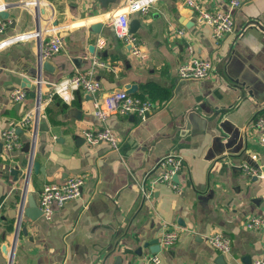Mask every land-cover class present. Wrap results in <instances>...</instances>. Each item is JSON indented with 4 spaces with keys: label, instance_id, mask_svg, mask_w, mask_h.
<instances>
[{
    "label": "crops",
    "instance_id": "obj_1",
    "mask_svg": "<svg viewBox=\"0 0 264 264\" xmlns=\"http://www.w3.org/2000/svg\"><path fill=\"white\" fill-rule=\"evenodd\" d=\"M22 1L0 0L9 14L0 41L61 27L64 47L47 61L53 72L41 70L38 39L0 50V264H146L154 256L160 264H252L259 258L264 232L248 229L246 222L253 216L264 219V173L255 168L264 167V143L253 123L264 115V0H241L234 17L239 34L220 45L182 0H160L148 14L131 17L130 22H139L134 32L142 44L139 57L110 24L127 0H40L30 8ZM198 1L211 11H227L230 3ZM98 24L102 29L95 34L92 27ZM188 47L212 60L210 80L180 79ZM93 57L108 65L95 70L99 97L129 93L131 85L130 95L156 106L146 121L134 115L108 120L120 140L117 152L105 142L88 146L82 137L83 131L103 127L93 114L94 97L83 90L70 102L55 96L33 119L31 131L20 128L39 90L17 103L10 93L20 86L12 77L38 71L46 95L51 83L87 72ZM12 127L22 130L21 148L8 152L2 134ZM169 154L184 160L177 175L183 193L159 184L145 198L141 186L151 188L153 168ZM31 162L41 168L27 177ZM15 166L24 173L17 181L9 172ZM77 175L87 178L81 197L56 208L53 220L46 221L39 207L44 185ZM24 188V209H29L28 196L39 209L30 211L31 216L36 212L35 221L23 216L20 228L29 233L14 242ZM165 224L180 234L170 248L158 245ZM214 232L231 240L230 255L206 242Z\"/></svg>",
    "mask_w": 264,
    "mask_h": 264
},
{
    "label": "built area",
    "instance_id": "obj_2",
    "mask_svg": "<svg viewBox=\"0 0 264 264\" xmlns=\"http://www.w3.org/2000/svg\"><path fill=\"white\" fill-rule=\"evenodd\" d=\"M160 0H127L120 5V8L110 20L118 39L124 41L131 48L134 56L142 55V44L139 38L131 31V17L135 14H148L152 7ZM183 4L190 8L194 14L195 20L203 26L212 30L213 39L216 45L229 37L239 34L236 30L235 13L241 7V0H230L227 11H211L205 8L198 0H182ZM40 0H23L21 5L25 8L36 7ZM6 6L0 8V13L4 12ZM8 27L6 20L0 18V36H2ZM64 30L61 27H53L48 29L39 28L34 31L18 34L0 41V50L7 48L21 41L38 39L41 42L40 61L46 62L58 55L64 47ZM51 38L45 40L46 36ZM101 45V44H100ZM189 55L181 63L178 75L181 80H210L214 76L215 68L212 60L196 56L192 52V48L187 49ZM98 67H108L104 62L99 61L96 57L92 58V66L87 72H77L64 78L59 82L51 83V90L48 94L39 91L36 97V103L27 113V115L18 122L20 128L32 130L31 123L39 118L44 108L53 101L55 96H59L66 102L73 99L74 92L83 90L85 93L94 97L93 114L103 125L102 129L94 131H83L82 137L88 146H97L105 142L110 145L113 152H117L120 147V140L117 133L107 125L108 120L112 116H137L141 121H146L155 111V104L149 99L130 95L125 90L113 91L105 97H99L101 91V83L95 78V70ZM42 84V80L37 82ZM28 92L20 87L15 88L10 93V98L22 103L28 98ZM264 114V113H263ZM254 129L262 133L261 141L264 143V115H259L254 120ZM17 128L12 127L2 134L4 149L8 152L21 148ZM36 127L33 129L35 136ZM33 136V137H34ZM184 160L178 154H169L163 157L153 168V179L151 188L141 186L142 194L145 198H151L153 190L159 184L169 186L175 193L181 195L183 186L175 180V177L183 169ZM149 176V175H148ZM85 175H77L69 177L63 183H48L42 188L39 195V207L42 216L46 221H52L55 209L62 208L66 202L81 197L82 188L86 181ZM246 227L251 230L264 232V219L253 216L246 222ZM164 234L159 240L160 247H173L180 234L178 230L173 229L170 225H164ZM206 242L222 256L230 255L232 251L231 240L220 232H214L205 238ZM161 259L154 256L149 259L146 264H160ZM252 264H264L263 254L257 258Z\"/></svg>",
    "mask_w": 264,
    "mask_h": 264
},
{
    "label": "water",
    "instance_id": "obj_3",
    "mask_svg": "<svg viewBox=\"0 0 264 264\" xmlns=\"http://www.w3.org/2000/svg\"><path fill=\"white\" fill-rule=\"evenodd\" d=\"M0 17L2 19L6 20V19L9 18V14L6 13V12L5 13L4 12H1L0 13ZM138 27H139V22L137 20H133L131 22V31L133 33L136 32V30H137ZM101 29H102V24H98V25H95V26L92 27V30H93V32L95 34H98ZM40 65H41V70H46V71H49V72H53L52 68L50 67L49 62H47V61L46 62L40 61ZM14 77H16V76H14ZM14 77L11 78V81L14 84L20 86L22 89L26 90L28 93H31V96H33V97H35V94H36L37 90L40 91L41 88H42L41 84L37 83V82L41 81L40 80L41 76L38 74V71L35 72V74H34V72L33 73H29L28 77H21V78L18 77V76H17V78H14ZM133 87L134 86L127 85L126 86V89H128V90L130 89L129 90V93H131L135 89ZM20 132H22V130H18L17 131V133H19V134H20ZM0 145L2 147V144H0ZM26 146H27V149L26 150H30V148H29L30 147V144H27ZM40 168L41 167H40V164L39 163H37V162H31L30 165H29V167L27 168V172H26L27 174H26V176L29 175L33 169L35 170V172H38L40 170ZM255 168L257 170H259V171H261V172L264 173V167L261 168V170H260V168L258 166H256ZM9 172H10L11 175L14 176V181H17L18 180V176L19 175H23L24 174L23 171L20 170L18 166H15L13 168H10L9 169ZM175 180H177V177H175ZM26 199H27V194L25 193V188H24V190H23V192L21 194V197H20V205L21 206H20L19 216H18V228L16 229L15 234H14V240H13L14 242H16V240L19 238L20 234H22L24 236H27L28 233H29V230H28L27 227L20 228L21 227V221H22L23 216L24 217L26 216V217L30 218L32 221H35L36 220V218H35L36 217V212L33 214L34 216H31L30 215V211H33V209L35 207L38 208L37 207V204H36V202H35V200H34L33 197H29L28 196V202H29V209L30 210L29 209L28 210L27 209H24L23 203H24V201ZM41 214H42V212H41ZM2 250H3L4 254H7L8 255V247L6 245L3 246Z\"/></svg>",
    "mask_w": 264,
    "mask_h": 264
}]
</instances>
